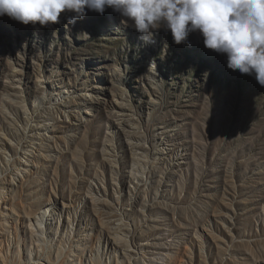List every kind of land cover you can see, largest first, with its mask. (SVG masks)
<instances>
[{
	"label": "rangeland",
	"instance_id": "obj_1",
	"mask_svg": "<svg viewBox=\"0 0 264 264\" xmlns=\"http://www.w3.org/2000/svg\"><path fill=\"white\" fill-rule=\"evenodd\" d=\"M86 11L0 17V254L264 264V87L198 31L145 44L111 8Z\"/></svg>",
	"mask_w": 264,
	"mask_h": 264
},
{
	"label": "clouds",
	"instance_id": "obj_2",
	"mask_svg": "<svg viewBox=\"0 0 264 264\" xmlns=\"http://www.w3.org/2000/svg\"><path fill=\"white\" fill-rule=\"evenodd\" d=\"M111 8L155 44L154 32L170 30L174 43H190L199 32L207 49L226 54L227 67L255 77L264 87V0H0V17L7 15L24 25H75L92 10L103 15ZM155 65L153 62L150 68Z\"/></svg>",
	"mask_w": 264,
	"mask_h": 264
},
{
	"label": "bare ground",
	"instance_id": "obj_3",
	"mask_svg": "<svg viewBox=\"0 0 264 264\" xmlns=\"http://www.w3.org/2000/svg\"><path fill=\"white\" fill-rule=\"evenodd\" d=\"M33 226V225H32ZM38 234H41L42 237H38L37 235ZM44 231L40 230V231H37V235H35L33 238H32V243L31 245L35 246L36 247V250L34 251H31V258L33 257V255L35 257H37L38 259L41 258V255L44 254L45 252V249H44V245H45V239H44ZM0 257H1V260L0 262L2 264H9V261H10V258L6 257V256H3L0 254ZM34 259V258H33ZM0 263V264H1Z\"/></svg>",
	"mask_w": 264,
	"mask_h": 264
}]
</instances>
